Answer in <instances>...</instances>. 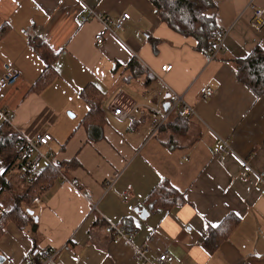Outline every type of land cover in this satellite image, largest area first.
<instances>
[{
  "label": "crops",
  "instance_id": "obj_1",
  "mask_svg": "<svg viewBox=\"0 0 264 264\" xmlns=\"http://www.w3.org/2000/svg\"><path fill=\"white\" fill-rule=\"evenodd\" d=\"M213 1L208 14L224 32L214 60L195 50L193 38L160 22L147 0H0V76L7 68L18 75L0 90V111L10 114L19 136L52 137L40 152L50 151L68 180L57 179L39 203L29 204L34 231L7 224L0 264H24L45 248L61 264H137L132 246L147 247L153 259L168 251L171 264H264V194L255 180L264 174V93L256 98L229 63L257 46L264 50V19L252 24L264 0ZM89 8L111 21L124 13L130 20L96 46L100 21L80 23ZM31 39L47 47L55 70L36 92L32 85L46 63ZM164 65L171 70L163 74ZM204 87L214 91L211 98H200ZM168 88L197 117L172 116L157 129L150 108L167 107ZM92 89L101 93V136L82 122L89 109L83 94ZM118 93L135 103L133 120L106 109ZM217 137L228 141L229 151L215 145ZM68 161L77 166L66 169ZM165 183L179 201L169 210L150 205ZM142 209L145 219L136 212ZM229 215L238 221L225 241L205 247L209 228ZM126 219L135 227L132 244H113L106 226Z\"/></svg>",
  "mask_w": 264,
  "mask_h": 264
},
{
  "label": "trees",
  "instance_id": "obj_2",
  "mask_svg": "<svg viewBox=\"0 0 264 264\" xmlns=\"http://www.w3.org/2000/svg\"><path fill=\"white\" fill-rule=\"evenodd\" d=\"M147 1L152 5L153 13L160 22L185 38H193L197 43L195 50L209 59L211 58V39L213 33L218 29L215 17L208 14L209 11L216 8L213 0ZM150 41L152 42V50L156 52V41L153 39ZM30 43L37 55L46 63L45 69L32 85L31 90L36 92L40 91L51 80L55 70L50 66L53 58L45 51L47 47L44 44L36 43L35 39H31ZM96 46L100 45L96 44ZM216 58L217 56L212 60ZM229 63L233 67L237 81L247 87L256 98L264 93V50L262 48L257 46L246 58L231 59ZM100 94L97 89L86 91L83 94L89 109L82 122L87 124L88 128L94 129L98 136H101L100 127L102 126L100 125L103 124L100 120L102 118ZM92 124H96L95 127H92ZM20 141V136L9 123L2 122L0 124V238L9 223H13L21 231L27 227L34 231L37 227V221H34V214L31 216L27 213L32 199L34 197L39 199V196L50 189L58 179V175L66 178L65 169H60L59 164L53 160L52 153H50L52 155L50 162L44 163L40 168H37L40 157L34 152L29 156L30 165L27 166L26 160H19L16 149ZM76 164L74 161H68L65 167L66 169L75 168ZM178 197L181 198L180 202L182 203L183 194H179ZM178 204L176 191L167 183L162 184L161 189L158 188L157 191L155 189L152 192L150 201L152 207L161 206V208L169 210ZM237 221L238 219L234 215H229L219 226L209 228L205 247H209L208 242L215 247L225 241ZM119 225L123 226L127 232H135V227L130 219L123 220ZM42 250L56 252L47 248ZM34 254L29 256L36 257L37 253Z\"/></svg>",
  "mask_w": 264,
  "mask_h": 264
},
{
  "label": "built area",
  "instance_id": "obj_3",
  "mask_svg": "<svg viewBox=\"0 0 264 264\" xmlns=\"http://www.w3.org/2000/svg\"><path fill=\"white\" fill-rule=\"evenodd\" d=\"M88 14L81 17L80 23H85L88 20L93 18L97 19L101 23V29L95 34L94 40L97 45H101L104 42L105 36L107 33H116L117 31L122 29L124 22L130 20V16L128 14H123L121 18L112 22L110 19L105 16L96 13L93 9H87ZM264 19V10L255 11L254 17L252 19V24L254 26H260L263 23ZM224 36V32L222 30L217 29L212 36L211 39V58L213 59L219 51L222 50V38ZM171 70L170 65H164L160 68L161 73H168ZM156 78L159 79L160 82L163 83V80L160 76L155 75ZM17 81V74L12 72L10 69H6L4 75L0 76V90L5 89L7 87L13 86ZM171 96V100L165 109L161 108H150V111L157 115L159 122L157 125V129L164 125L172 116H176L178 118H186V117H197L195 109L188 106L183 97L177 95L173 91L168 88ZM214 95V91L211 88L204 87L200 90V98L201 99H209ZM136 108L135 103L130 101L127 97H125L122 93H118L114 96V98L107 105V110L117 119L121 121L125 120H133L132 113ZM0 118L2 122H7L11 125L12 117L10 114L6 113V111H0ZM21 141L17 144L16 153L19 160H26L27 166L30 165L29 156L31 153H36L39 155L40 160L44 163H49L51 159V152H47L43 154L40 152V148L47 146L51 141L52 137L49 134H36L32 139L23 138L20 136ZM215 145L223 152H227L230 150L229 143L226 139L217 137ZM29 160V161H28ZM58 179L61 182H68V180L62 176L58 175ZM255 180L257 184L260 186L262 193L264 194V174L255 175ZM111 187V186H110ZM39 199L34 197L32 199V203H38ZM92 213H96L101 217V214L95 205H92L91 208ZM107 231L112 233L113 235V244H117L119 241H125L127 243L132 244V239L135 235L134 232H127L125 228L121 225L110 223L106 226ZM133 250V261L137 264H171L173 262V256L165 251L158 255L156 258L149 257V250L145 246H132ZM35 255V254H34ZM57 252H51L50 250H41L36 254V257L27 256L24 261V264H61L57 260Z\"/></svg>",
  "mask_w": 264,
  "mask_h": 264
},
{
  "label": "water",
  "instance_id": "obj_4",
  "mask_svg": "<svg viewBox=\"0 0 264 264\" xmlns=\"http://www.w3.org/2000/svg\"><path fill=\"white\" fill-rule=\"evenodd\" d=\"M136 212H138V215H139L140 219H145L147 217V215H148V213H147V211L145 209H142L140 211L136 210ZM27 213L29 215L33 216V212L31 210L28 209ZM34 221H37V217H34ZM2 261H3V258L0 257V262H2Z\"/></svg>",
  "mask_w": 264,
  "mask_h": 264
},
{
  "label": "rangeland",
  "instance_id": "obj_5",
  "mask_svg": "<svg viewBox=\"0 0 264 264\" xmlns=\"http://www.w3.org/2000/svg\"><path fill=\"white\" fill-rule=\"evenodd\" d=\"M134 66H135V64H134ZM67 115H69V114L67 113ZM41 164L43 165V162Z\"/></svg>",
  "mask_w": 264,
  "mask_h": 264
}]
</instances>
